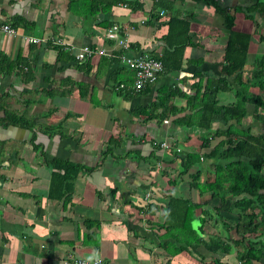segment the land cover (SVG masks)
Instances as JSON below:
<instances>
[{
    "label": "crops",
    "instance_id": "crops-1",
    "mask_svg": "<svg viewBox=\"0 0 264 264\" xmlns=\"http://www.w3.org/2000/svg\"><path fill=\"white\" fill-rule=\"evenodd\" d=\"M132 1L0 0V20L19 34L0 31V264H70L75 257H100L105 264L237 263L232 244L225 254L201 242L192 250L193 242L164 234L161 225L169 197L198 202L208 194L190 187L189 174L198 169L200 181L211 174L218 159L204 155L219 140L212 132L229 123L215 121L205 129L174 119L193 111L187 98H199L206 85L224 76L227 11L207 0ZM256 2L216 0L233 13L234 30L251 33L241 80L250 78L254 59L264 56V14ZM111 24L118 25L119 36L127 31L125 48L106 37ZM179 29L185 41L178 67L134 90L133 72L118 55L160 57L164 36L170 31L178 37ZM57 38L67 47L52 42ZM84 45L94 54L75 60L73 53ZM100 48L112 55L97 53ZM102 57L115 62L105 67ZM4 58L17 66L9 70ZM121 67L126 71L117 74L118 82ZM129 73L130 82L120 81ZM232 79L226 78L230 89L218 91L219 103L233 99ZM117 83L124 87L116 89ZM160 91L173 93L167 100L178 112L146 117ZM245 106L246 113L251 108L260 114ZM247 114L239 124L262 129L260 119ZM8 116L25 124L7 122ZM181 152L197 154L186 172ZM217 207L210 199L195 208L191 227L197 229L196 216L203 212L208 217L198 234L202 240L238 238L227 206L219 212Z\"/></svg>",
    "mask_w": 264,
    "mask_h": 264
},
{
    "label": "trees",
    "instance_id": "trees-1",
    "mask_svg": "<svg viewBox=\"0 0 264 264\" xmlns=\"http://www.w3.org/2000/svg\"><path fill=\"white\" fill-rule=\"evenodd\" d=\"M207 1H210L217 11H227L223 15V26L227 30L221 66L224 76L217 78V82L206 85L199 98L194 96L187 98L186 105L193 111L185 118L178 117L174 120L178 125H190V122L193 121L196 126L205 129L210 128L215 121L224 124L228 122L229 125L224 129H216L212 132V136L218 135L219 140L212 148H208L204 155L218 159L212 164L211 174H208L203 181L199 180L198 169L189 174L190 187L196 189L200 194L208 193L206 199L193 202L179 196L169 197L163 208V224L161 225L164 227V234L175 237L176 240H186L189 244L193 242L192 250L202 243L206 249L212 252L221 251L225 254L232 244L236 249V264H264V119H260L263 125L262 129L256 131H251L249 125L241 126L239 124L243 117L248 116L246 104L264 111V56L261 55L254 59L250 78L241 80L251 33L234 30L233 13L230 10L221 9L216 5V0ZM132 2L137 3L136 0ZM254 7L259 13L264 14V0H257ZM174 20L177 18L169 19L168 25ZM182 32L184 30L179 29L178 37L175 36V33L171 37L170 31L164 36L167 47L164 48L163 54L160 56L164 71L177 68L180 63L179 49L185 41L182 38L185 37ZM262 39L264 40V37ZM3 62L9 66V70L17 66L16 62L7 58H4ZM102 62H105L106 67L112 62L114 63L115 59L102 57ZM125 71L124 67L117 68L115 81H118L117 74ZM229 76L233 78L232 81L235 84L234 89L232 88L233 99L224 104L219 103L216 95L220 90L230 89L226 80ZM131 77L132 75L129 73L124 79H119L128 83L132 80ZM114 79L112 80L114 81ZM171 94L173 95L171 91L168 93L160 91L156 100L151 103V109L146 112L148 113L146 117H162L177 113L178 110L171 106L167 100ZM157 107H161L162 112L157 113ZM186 118H189V121H186ZM20 119H12L8 116L7 122L25 124L24 119ZM250 119L253 120L251 117ZM112 139L110 138V141ZM204 139L206 142V138ZM179 157L183 172H186L198 161L196 152H181ZM210 199L216 200L217 212L223 206H227L226 212L234 221L233 229L238 238L230 237L227 234L223 237H209L207 241L202 240L198 234L203 230L205 217H208V214L203 212L196 216L197 229L191 227L190 223L194 218L193 210ZM218 219L220 220L219 215L216 218L213 217L212 223L216 224ZM227 227L228 230L231 228V226ZM162 246L169 247L168 242L165 241ZM180 248H183L181 244L178 247L175 246L174 250L178 252ZM215 264L221 263L215 260ZM224 264H229V262Z\"/></svg>",
    "mask_w": 264,
    "mask_h": 264
},
{
    "label": "built area",
    "instance_id": "built-area-1",
    "mask_svg": "<svg viewBox=\"0 0 264 264\" xmlns=\"http://www.w3.org/2000/svg\"><path fill=\"white\" fill-rule=\"evenodd\" d=\"M122 5L125 6L126 4H122ZM161 13H163V11H161ZM0 31L12 36L19 35L14 28H12L8 23L2 22L1 20H0ZM118 31H119L118 25L111 24L109 27L106 28L105 35L108 38L114 39L118 46L125 48L127 44L125 37L127 31L125 30V32H123V36H119ZM22 37L29 42L40 41V39L33 38L28 35H23ZM52 42L61 44L63 48L67 47L66 45L61 43V41L58 38L52 40ZM94 52H95L94 49L84 45L77 48V50L73 53V57L77 61H82L86 58H90L94 54ZM97 53L104 55H112L111 52H109L105 48L98 49ZM118 60L122 65H124L126 68H128L133 72L132 88L134 90H140L145 85L153 82L160 74V72L163 70L162 62L160 60L159 55L156 57L147 56V55L127 57L124 54H120L118 55ZM122 87H124L123 83H119L115 86L116 89ZM161 144L165 146L164 142H161ZM199 159H201V157H199ZM70 264H105V263L100 257H96L92 259L75 257Z\"/></svg>",
    "mask_w": 264,
    "mask_h": 264
},
{
    "label": "rangeland",
    "instance_id": "rangeland-1",
    "mask_svg": "<svg viewBox=\"0 0 264 264\" xmlns=\"http://www.w3.org/2000/svg\"><path fill=\"white\" fill-rule=\"evenodd\" d=\"M246 78H248V77H246ZM254 110H257V109L255 108ZM260 110H261V109H260ZM252 111H253V110H251V108H250V109L248 108V112H247V113H250V117H251L253 120L256 119L257 117H258L259 119L262 120V118L264 117V111H262V110L259 111V112H260L259 115L256 114L257 112H254V111L252 112ZM255 114H256L257 116H256ZM262 114H263V115H262ZM255 116H256V117H255ZM249 119H250V118H249ZM244 122H245V121H244ZM206 162H207V161H206ZM211 168H212V167H211ZM218 221H219V219H218ZM214 226H215V225H214Z\"/></svg>",
    "mask_w": 264,
    "mask_h": 264
}]
</instances>
